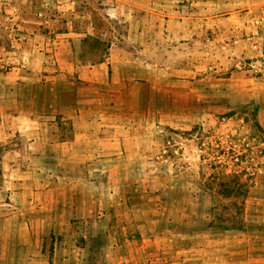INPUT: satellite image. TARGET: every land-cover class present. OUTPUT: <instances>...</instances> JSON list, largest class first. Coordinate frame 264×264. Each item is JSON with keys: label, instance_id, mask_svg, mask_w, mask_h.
Segmentation results:
<instances>
[{"label": "crops", "instance_id": "0c3cea01", "mask_svg": "<svg viewBox=\"0 0 264 264\" xmlns=\"http://www.w3.org/2000/svg\"><path fill=\"white\" fill-rule=\"evenodd\" d=\"M259 12L264 0H0V264H264V175L251 188L228 174L244 210L218 221L224 173L192 133L238 116L264 142V77L207 79L199 61L207 40L243 43ZM230 23L241 30L221 34ZM239 102L255 124L227 112Z\"/></svg>", "mask_w": 264, "mask_h": 264}, {"label": "rangeland", "instance_id": "374dc122", "mask_svg": "<svg viewBox=\"0 0 264 264\" xmlns=\"http://www.w3.org/2000/svg\"><path fill=\"white\" fill-rule=\"evenodd\" d=\"M258 17L260 18V22L253 27V29L257 32L255 41L247 40V38L253 36V29L249 30L252 35L249 36L246 35V33L243 34V43H235V38H232L231 41L230 39L223 37V39L217 42V48L215 47L213 40H207L205 53L199 58L200 63L205 66V71L202 74V77H206L207 79L209 77L225 78L233 72H243L246 70H250L247 73L249 76L258 78L264 77V13L259 12ZM236 30L240 31L241 27L232 23L228 25L222 24L221 34H235L237 33ZM213 35V30L207 27V39L212 38ZM231 44L232 47L234 45L239 46L236 54H234V51L231 49ZM195 60H197V57H195ZM257 82H262V80L259 79ZM254 87L257 90H262V88H264L261 84ZM227 90L228 88L224 87V91ZM242 92H244V89L239 88L238 93L241 94ZM239 103L227 112L245 116L247 120L252 122V124H255L254 118H256L258 109L251 104L243 105V103ZM193 144L196 145L195 143ZM223 173L224 174H219L221 177V185L217 187V198L215 199L213 208L216 211V218L218 221H227L232 218L230 215L232 214V216H235L232 219V222L238 223L239 218H241L240 215L244 210L243 201L245 198L244 193L246 186L244 187L241 185L237 189H231L229 185L231 177H228V174L225 172ZM209 185L211 190L215 188L213 183H210Z\"/></svg>", "mask_w": 264, "mask_h": 264}, {"label": "built area", "instance_id": "2783aa9c", "mask_svg": "<svg viewBox=\"0 0 264 264\" xmlns=\"http://www.w3.org/2000/svg\"><path fill=\"white\" fill-rule=\"evenodd\" d=\"M19 32L18 29H13L10 40V45L15 50H19L22 42H25ZM211 124L208 127L199 126L192 132L201 162L210 169L236 176L248 187L258 186L264 175V142L238 116H223L214 119ZM223 130L232 132V135H224L226 133ZM170 146V143L167 144L165 154L169 153Z\"/></svg>", "mask_w": 264, "mask_h": 264}]
</instances>
